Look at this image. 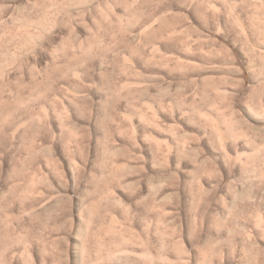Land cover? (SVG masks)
I'll return each mask as SVG.
<instances>
[{
  "label": "rangeland",
  "instance_id": "obj_1",
  "mask_svg": "<svg viewBox=\"0 0 264 264\" xmlns=\"http://www.w3.org/2000/svg\"><path fill=\"white\" fill-rule=\"evenodd\" d=\"M0 264H264V0H0Z\"/></svg>",
  "mask_w": 264,
  "mask_h": 264
},
{
  "label": "bare ground",
  "instance_id": "obj_2",
  "mask_svg": "<svg viewBox=\"0 0 264 264\" xmlns=\"http://www.w3.org/2000/svg\"><path fill=\"white\" fill-rule=\"evenodd\" d=\"M147 29V28H146ZM143 31V30H142Z\"/></svg>",
  "mask_w": 264,
  "mask_h": 264
}]
</instances>
